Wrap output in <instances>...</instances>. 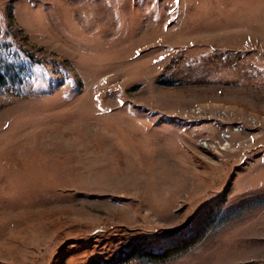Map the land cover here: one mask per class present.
Here are the masks:
<instances>
[{"label":"rangeland","instance_id":"374dc122","mask_svg":"<svg viewBox=\"0 0 264 264\" xmlns=\"http://www.w3.org/2000/svg\"><path fill=\"white\" fill-rule=\"evenodd\" d=\"M0 55L31 64L0 86V264L123 259L223 194L189 251L119 263L264 264V0H0Z\"/></svg>","mask_w":264,"mask_h":264},{"label":"trees","instance_id":"16d2710c","mask_svg":"<svg viewBox=\"0 0 264 264\" xmlns=\"http://www.w3.org/2000/svg\"><path fill=\"white\" fill-rule=\"evenodd\" d=\"M30 65L31 64L25 62L24 60L10 61L4 59L0 55V86H4L8 80L15 85L22 84L25 78L29 75ZM49 79L50 77H47V80ZM225 202L226 194L219 195L216 199L212 200L208 206L199 211V216H196V219H190L187 224H181V226L168 229L154 228L153 230H150L152 233H155L157 237L159 235L165 239L164 241L157 243L158 246H156V244H150V242H148V238H143V236L140 235L138 240L129 247L130 251H127L128 253L123 259L118 255V253H116L112 256V260L108 261V263L100 259L90 262L89 264H120L119 262L121 259L127 261L128 255H133L136 248L139 247L138 244H142L139 247V256L150 261H165L177 255H181L199 243L205 234V227L203 228L199 225V220H203V225H212L214 221L220 218V208ZM115 228L116 225L113 224L111 226L98 225L94 231L96 233L101 231L106 232L113 231ZM172 233L173 236H171ZM111 249H115L113 245L111 246Z\"/></svg>","mask_w":264,"mask_h":264},{"label":"built area","instance_id":"2783aa9c","mask_svg":"<svg viewBox=\"0 0 264 264\" xmlns=\"http://www.w3.org/2000/svg\"><path fill=\"white\" fill-rule=\"evenodd\" d=\"M237 124L235 125H231V127H227V128H224L222 130V136L225 140H228L229 137H231V134L235 133V131H238L237 129H239L238 126H236ZM236 127V129H235ZM204 144H208L209 141H207L206 139H202L201 140ZM228 142H230V140H228ZM212 143V142H210ZM216 144V143H215Z\"/></svg>","mask_w":264,"mask_h":264},{"label":"snow or ice","instance_id":"6c2138e0","mask_svg":"<svg viewBox=\"0 0 264 264\" xmlns=\"http://www.w3.org/2000/svg\"><path fill=\"white\" fill-rule=\"evenodd\" d=\"M122 103V102H121Z\"/></svg>","mask_w":264,"mask_h":264}]
</instances>
